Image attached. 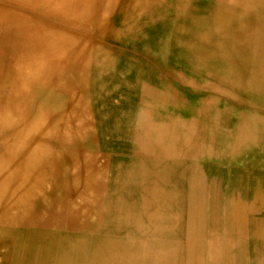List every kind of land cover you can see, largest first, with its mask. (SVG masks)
I'll use <instances>...</instances> for the list:
<instances>
[{
  "label": "rangeland",
  "instance_id": "rangeland-1",
  "mask_svg": "<svg viewBox=\"0 0 264 264\" xmlns=\"http://www.w3.org/2000/svg\"><path fill=\"white\" fill-rule=\"evenodd\" d=\"M152 1L159 14L146 22L138 6L131 23L114 8L106 28L117 26V35L99 33L91 24L93 38L111 46L121 61L130 59L135 73L118 63L107 79L88 85L78 76L72 81L86 122L72 129L65 146L69 158L84 155L90 173L83 178V191L62 197L69 202L67 211L47 230L54 239L51 264H264V209L250 182L262 166L257 150H245L251 127L264 130L259 124L264 120V52H249L217 35L218 0ZM0 3H14L17 12L44 14L48 8L33 0ZM232 19V28L245 21L237 15ZM138 22L150 24L154 33L134 30ZM246 22L264 44L259 20ZM6 36L0 35V104L7 96L5 60L14 55ZM36 87L30 103L41 105L38 112L51 119L63 110L66 94ZM131 103L138 109L126 110ZM142 107L148 108L146 115ZM135 116L145 117L146 126L132 125ZM53 119L44 131L48 137L58 130ZM54 140L48 142L62 151ZM75 170L70 167L61 176L68 179L67 187Z\"/></svg>",
  "mask_w": 264,
  "mask_h": 264
},
{
  "label": "bare ground",
  "instance_id": "bare-ground-1",
  "mask_svg": "<svg viewBox=\"0 0 264 264\" xmlns=\"http://www.w3.org/2000/svg\"><path fill=\"white\" fill-rule=\"evenodd\" d=\"M19 1L25 3L28 0H17ZM33 1L47 5L46 12L44 14L36 13V10H32V13L17 12L18 7L14 3H0V35L6 34L11 39L8 50L14 49L13 57L5 60L4 77L7 79V84L4 91L7 96L4 103L0 104V264H51V244L54 239L47 230L52 228V225H56L57 219L67 211L69 202L62 197L69 196V191L71 193L83 191L86 187L84 186L86 180L83 178L90 173L86 164L88 160L80 153L74 158H69L71 151L65 146L68 145L69 134L74 128L82 125L86 116L83 105L79 107L78 104L77 90L72 82L75 76L79 77V83L82 81L88 85L90 81L107 79V72L111 66L120 64V68L122 63H126L129 67L131 71L129 74L135 73V67H131L134 64L130 59L126 62L121 61V55L110 50L111 46L108 47L104 42L93 38L94 35L90 34L91 24L96 23L99 33L112 30L113 34L117 31V26L108 29L106 24L114 8L126 14L125 21L129 23L132 17H136L137 8L141 16L147 17L142 22L159 14V8L154 9V5L158 3L154 4L152 0ZM217 4L221 6L218 9L219 18L217 16L214 19L217 35L221 38H229L235 45L240 43L249 52L255 49L263 53L264 44L259 32L252 33L246 21L256 17L259 25L264 28V0L260 3H256V0H218ZM132 5L133 7L130 8ZM236 15L239 19L244 17L245 21L241 19V24L232 28V17ZM140 22L132 26L134 30L149 36L154 33V27ZM3 41L5 42L4 39ZM217 45L220 48V44ZM87 50L90 54L87 55L89 58L86 66L84 58ZM67 73L73 76L70 77ZM85 73H89L91 77ZM129 74L126 77L131 78ZM37 85L58 90L60 96L63 94L68 96L66 104L61 106L63 110L51 119L38 112L41 105L30 103ZM50 96L53 100V95ZM203 104L201 102L197 107L202 109ZM31 107L36 109L34 114L29 113ZM54 108L59 110V105L54 104ZM127 109L130 111L138 108L136 104L131 103L126 106ZM147 109L142 107L140 112L144 114ZM52 118H55L53 125L55 123L58 130L57 133L52 134L53 137H48L44 131L48 120L50 125ZM135 119L136 121H131L135 127L146 126L145 117L135 116ZM259 124L264 127V120ZM253 134L257 135L258 144ZM52 140L62 144V151L48 142ZM252 148L258 151L259 158L256 162L264 169V130L260 133L254 125L245 136V150ZM70 167L76 168L77 176L67 187L68 179L66 177L60 179L61 176L68 175L66 171ZM68 178L71 179V175ZM250 182L255 190L254 197L259 203L261 202V207L264 209V170H260L257 177ZM112 261L114 262L115 259Z\"/></svg>",
  "mask_w": 264,
  "mask_h": 264
},
{
  "label": "crops",
  "instance_id": "crops-1",
  "mask_svg": "<svg viewBox=\"0 0 264 264\" xmlns=\"http://www.w3.org/2000/svg\"><path fill=\"white\" fill-rule=\"evenodd\" d=\"M261 170H264L263 168H261ZM254 179V178H253Z\"/></svg>",
  "mask_w": 264,
  "mask_h": 264
}]
</instances>
